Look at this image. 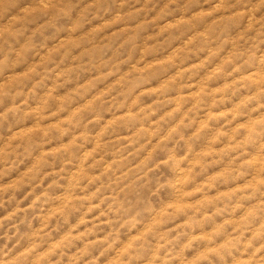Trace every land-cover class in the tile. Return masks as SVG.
<instances>
[{"label": "rangeland", "instance_id": "obj_1", "mask_svg": "<svg viewBox=\"0 0 264 264\" xmlns=\"http://www.w3.org/2000/svg\"><path fill=\"white\" fill-rule=\"evenodd\" d=\"M0 264H264V0H0Z\"/></svg>", "mask_w": 264, "mask_h": 264}]
</instances>
